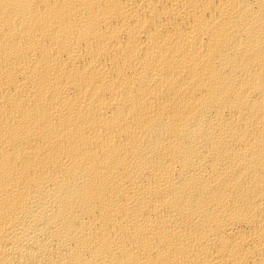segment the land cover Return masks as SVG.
Returning a JSON list of instances; mask_svg holds the SVG:
<instances>
[{
    "label": "bare ground",
    "instance_id": "obj_1",
    "mask_svg": "<svg viewBox=\"0 0 264 264\" xmlns=\"http://www.w3.org/2000/svg\"><path fill=\"white\" fill-rule=\"evenodd\" d=\"M0 264H264V0H0Z\"/></svg>",
    "mask_w": 264,
    "mask_h": 264
}]
</instances>
